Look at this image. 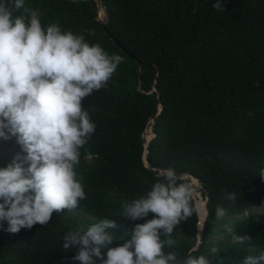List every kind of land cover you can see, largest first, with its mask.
Listing matches in <instances>:
<instances>
[{"label": "trees", "instance_id": "obj_1", "mask_svg": "<svg viewBox=\"0 0 264 264\" xmlns=\"http://www.w3.org/2000/svg\"><path fill=\"white\" fill-rule=\"evenodd\" d=\"M215 2L25 0L41 13L43 27L58 23L123 58L107 87L82 101L96 129L77 165L87 197L77 209L115 219L114 246L130 238L126 224L154 218H122V204L151 190L160 171L173 167L200 180L208 214L201 228L195 214L176 228L198 243L174 240L166 254L242 264L264 251V0H222L223 12ZM224 192L235 193V202ZM217 206L226 209L220 219ZM229 227L251 241L234 244ZM7 228L0 221V264H79L71 260L78 246L67 252L61 246L68 231L87 229L72 216L53 212L48 225L18 233Z\"/></svg>", "mask_w": 264, "mask_h": 264}, {"label": "clouds", "instance_id": "obj_2", "mask_svg": "<svg viewBox=\"0 0 264 264\" xmlns=\"http://www.w3.org/2000/svg\"><path fill=\"white\" fill-rule=\"evenodd\" d=\"M213 7L226 10L222 0ZM40 17L25 0L0 2V140L16 137L26 153L0 167V221H7L10 233L48 225L53 212L74 210L87 198L75 169L96 125L82 101L105 89L123 62L121 56L89 43L83 34L63 31L58 23L43 27ZM159 176L162 179L151 190L122 204V218L136 221L149 213L154 218L135 224L130 238H120V246H114L117 237L112 230L119 227L115 219L105 217L86 230L68 231L61 246L65 252L78 246L71 260L79 264H213L204 254L190 252L180 258L176 252L165 253L164 248L175 243L171 237L177 226L194 214L207 215L208 210L197 199L196 187L175 168L162 169ZM259 176L264 179V168ZM222 195L236 200L235 193ZM225 215L226 209L217 206L216 218ZM228 232L234 244L252 239L231 227ZM210 251L220 253L217 246ZM242 264H264V251L247 255Z\"/></svg>", "mask_w": 264, "mask_h": 264}, {"label": "rangeland", "instance_id": "obj_3", "mask_svg": "<svg viewBox=\"0 0 264 264\" xmlns=\"http://www.w3.org/2000/svg\"><path fill=\"white\" fill-rule=\"evenodd\" d=\"M98 18L103 22L106 21V12H105V10L101 4H99V6H98ZM145 137L147 140H149L152 137L151 127H149L146 130ZM17 155H20L23 157L24 155H26V153H24L22 151V147H21V145L18 144L16 137H12L11 139H9L7 141L0 140V167H7V165ZM88 159H89V161H92L91 157H89ZM2 160H5L7 164L6 165L1 164ZM24 167H28V164H24ZM75 170L77 172V166H76ZM262 210H264V208ZM62 213H65V214L72 216L77 222L81 223L85 228H88L91 224L100 221L98 219V217H96L92 214L80 211L77 208L74 210H71V211H69L68 209H65V210H63V212H59V213L56 212V215L59 216ZM134 226L135 225L133 223H129V224L125 225V229L130 233L131 230L134 228ZM171 238L173 240H176V241L179 240V241L187 242L190 244L198 243V239L195 240L194 237L184 236L178 230L174 231ZM226 241H227V239H226Z\"/></svg>", "mask_w": 264, "mask_h": 264}, {"label": "built area", "instance_id": "obj_4", "mask_svg": "<svg viewBox=\"0 0 264 264\" xmlns=\"http://www.w3.org/2000/svg\"><path fill=\"white\" fill-rule=\"evenodd\" d=\"M182 176L185 179H187L188 181H190L194 185V187H196V189L198 190L197 199H200L205 204V206L207 208V203H206L207 197H206V195L204 193L203 185L200 182V180L197 177H195L194 175L190 174V173H184ZM205 216L206 215H203V214L198 216L197 225H198L199 228L202 227V221H203Z\"/></svg>", "mask_w": 264, "mask_h": 264}, {"label": "water", "instance_id": "obj_5", "mask_svg": "<svg viewBox=\"0 0 264 264\" xmlns=\"http://www.w3.org/2000/svg\"><path fill=\"white\" fill-rule=\"evenodd\" d=\"M115 39V38H114ZM116 41V40H115ZM139 61V63H141V60H138ZM179 174V173H178Z\"/></svg>", "mask_w": 264, "mask_h": 264}]
</instances>
